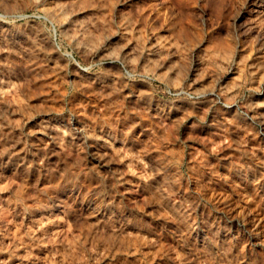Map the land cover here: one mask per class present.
<instances>
[{
    "label": "rangeland",
    "instance_id": "obj_1",
    "mask_svg": "<svg viewBox=\"0 0 264 264\" xmlns=\"http://www.w3.org/2000/svg\"><path fill=\"white\" fill-rule=\"evenodd\" d=\"M0 264H264V0H0Z\"/></svg>",
    "mask_w": 264,
    "mask_h": 264
}]
</instances>
